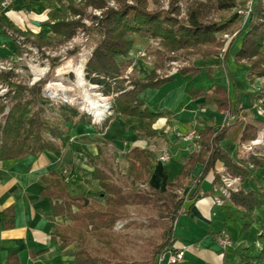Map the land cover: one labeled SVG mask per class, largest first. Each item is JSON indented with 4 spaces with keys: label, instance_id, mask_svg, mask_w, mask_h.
<instances>
[{
    "label": "trees",
    "instance_id": "1",
    "mask_svg": "<svg viewBox=\"0 0 264 264\" xmlns=\"http://www.w3.org/2000/svg\"><path fill=\"white\" fill-rule=\"evenodd\" d=\"M115 1L116 7H108L104 0H80L77 4L67 0V6H64L62 0H56L60 9L68 10L70 15H54L50 22L40 24V27L47 30L38 32L21 29L0 15V32L11 38L17 55L21 53L20 46L28 42L36 47L54 45L70 40L78 28L93 30L99 40L86 63L85 73L92 84L103 88L104 96H113L112 114L104 120L102 129L111 121L122 122L125 130L132 128L138 141L159 138L160 131L155 124L166 114L152 112L141 95L147 90L160 89L173 81L174 77L158 78L153 70L142 79L129 80L126 86L127 81L122 78V74L127 63L119 58L128 57L132 47L130 36L136 34L142 38L158 40L162 51L166 53L185 52L202 59L216 56L225 45V41L216 35L229 31L237 15L233 13L226 19L220 15L217 20L208 16L214 12L230 13L237 6L236 0L196 1L187 11L185 19L175 15L178 10L173 7L174 1L168 10L156 11L147 8V0ZM88 7L102 10L99 17H92L91 27H86L81 20L73 19L76 16L81 19ZM244 29L245 33L233 60L248 66L250 83L255 79L263 80L261 90L254 94L255 101L264 94V0L254 1ZM19 38L22 40L19 41ZM154 65L155 68L159 67L157 63ZM200 71V68L188 66L180 69L178 74L196 75ZM12 76V72L0 73V84L10 89L0 96V100L7 101L0 102V161H19L44 153H61L69 144L60 124H69L73 128L79 125L95 127L90 116L65 104L56 107L59 118L50 121L43 115L49 104L42 97L45 82L38 81L31 86L13 84L10 82ZM188 95L193 100L203 98L204 104L214 105L219 112L238 113L222 84L206 90L191 88ZM237 123L238 120L219 132L207 127L198 129L199 150L189 155L179 174L166 180L164 190L150 186H146L145 190L138 188V184L147 185L156 162L155 154L141 146L127 149L124 179L114 180L107 167H95L92 170L91 178L98 185L102 202L72 191V187L81 181L73 169L71 172L75 176L69 181L55 168L50 169L40 179L43 184L40 196L49 200L51 216L62 220L61 224L52 227L51 243L56 244L60 251L74 245L70 255L74 264H157L160 254L178 250L173 246L175 226L185 201H196L202 191L204 177L210 170L216 172L219 167H224L241 181L240 189L231 192L218 207L225 224L230 220L238 223L241 237L253 224L254 212L264 210V181L255 175L256 170L264 169V161L253 156L242 160L237 152L229 154L221 148L220 143ZM255 137V127L245 124L239 143ZM197 165L201 166L200 183L187 198L180 196L177 192L185 188L189 174ZM217 180L215 178L214 182ZM129 207L146 208L150 213L148 220L151 223L148 226L159 229L155 238L145 239L140 260L123 254L125 236L114 232L118 222L128 219ZM132 224L134 222H127L123 229ZM1 225L4 229L13 227L12 207L1 212ZM257 245L260 246L257 254L250 247H231L230 258L226 256L227 250L219 251L223 254L222 264H264V225L260 227Z\"/></svg>",
    "mask_w": 264,
    "mask_h": 264
},
{
    "label": "rangeland",
    "instance_id": "2",
    "mask_svg": "<svg viewBox=\"0 0 264 264\" xmlns=\"http://www.w3.org/2000/svg\"><path fill=\"white\" fill-rule=\"evenodd\" d=\"M62 1L64 6H67V0ZM73 1L77 4L80 0ZM104 1L108 7L117 6L115 0ZM172 1H174L173 7L178 10L177 14L175 15L180 19L186 18L187 11L194 2H206V0H147V8L151 11L168 10ZM245 1L246 0H236L237 6L233 11H231L232 13L214 12L208 16L210 19L217 20L218 16L220 15H222L223 18L225 17V19L230 17L233 13L237 15L236 21L229 31L221 32L216 35L217 38L223 39L225 41L224 48L222 51H219V54L216 56H210L216 57L220 61H223L224 56L230 49L225 62V67L228 68V70H231V50L239 47L242 36L245 33L244 28L247 19L241 13V11L245 8ZM11 7L12 6L9 8ZM101 12L102 10L88 7L86 8L81 19H79L78 16L73 17V19L81 20V22L86 27H91L93 23L92 17H99ZM56 14L70 15L68 10L60 9L59 5L57 4L55 9L51 11L49 18L46 19V21L42 24L50 22L51 18ZM42 30L46 31L47 28L40 27L39 31ZM48 34L53 36L50 33ZM137 37L142 38L135 34L134 38ZM142 39L147 40L145 44L141 45L137 50L132 49L131 47L127 58H119V60L127 63V67L124 69L122 74V78L127 81L125 84L126 86L128 85L129 80L142 79L147 75L144 74V77L142 76L141 78H138V76L141 74L136 73V71L140 72L138 65L135 66L132 64L135 60L141 59L144 62H152L153 69L151 71L155 70V74L158 76V78H165L179 75L178 71L180 69L188 66L194 67V64L196 65L197 62L200 63V61L197 60L202 59L198 55H190L189 53L185 52L166 53L162 51L158 40H152L148 38ZM21 40L22 38H19V41ZM98 40L99 36L93 30L84 31L82 28H78L74 37L63 43L36 47L28 42L27 44L20 46L22 47L21 53L17 55H10V57H0V62H2L4 66L3 69L0 68V73L12 72L13 76L10 82L13 84L31 86L35 82L44 81L45 83L42 87V97L47 100L49 104L45 107L43 115L52 122L59 118L56 112V107L58 105L64 104L74 107L78 110V112L85 113L91 117V123L94 124L95 127L79 125L76 128H73L69 124H60L61 130L66 132L65 135L67 136V142L69 145L56 156L57 160L55 164L58 172H61L62 169H73L77 176H79L81 181L72 187V191L75 194H81L91 200L102 202L101 197L99 196L100 191L98 185L96 181L91 178L92 170L95 167H107L114 180L122 179L127 167L126 161L124 159V154L127 149L133 145H140L142 147L149 148L150 144L149 141L147 143L145 140L142 142L135 140L134 136L132 135V128L125 131L123 125L120 122L111 121L106 128L102 129V123L112 114L111 102L113 96H104L102 93L103 88L96 84H92L85 73L86 63L90 59ZM3 41L9 43L10 47L12 44L14 45L11 38L1 34L0 43ZM9 52V49L7 48V51H5L3 55H8ZM155 63L159 65L158 68H155ZM200 72L196 75H189L186 79L193 85H196V88H207L213 83L216 85L223 83V81L226 80L224 74L225 72L223 73L221 68H219L218 71H215L214 73L208 71H204L202 73ZM246 79L247 82L242 79L239 86H237V92L239 93V104L245 110L237 109V115L233 113V111L228 112L232 115H226V119L224 120L222 127H218L213 130L215 132H219L224 127H230L231 124H233L236 120H238V122H245L246 124L254 126L256 129V137L254 139L244 143H238L237 145L235 138L238 131L234 130L229 135V137L224 140L222 146L225 150L230 152L237 150L238 155L242 160H247L249 156H253L258 160L264 161V94L260 95L255 99V101H253L254 94L261 90L263 80L259 79L261 85L257 89V92L251 95L249 90L246 88V85H255L254 81L256 79L250 83L248 80V72ZM79 80H82L81 84L83 86H78ZM8 90L10 89H8L6 85L0 84V96L6 94ZM98 98H103L104 101H102V103L106 104L107 106V112L105 114L106 116L100 121H96V119L89 113L88 110L90 108L89 105H91V102L97 101ZM259 99L262 101L257 102ZM230 101L232 106L237 105L236 96H233ZM0 102L7 103V101L4 100H0ZM243 127L241 126L242 129ZM256 141H259L260 143H256ZM154 153L155 155H158L159 152L154 150ZM171 159L173 160L174 158L171 157ZM223 173L233 176L227 172L224 167H222L219 172L210 170L204 177L205 179L209 175L211 183L210 187L212 206L214 208L220 207L215 205L213 198L215 195L220 194V175ZM255 175L259 178L261 177L264 181V169L256 170ZM215 178H218L216 182H214ZM192 179H194V176H192ZM199 183L198 176L193 182L187 183L190 185V189H182L177 193L180 196H185V198H187L192 194L195 186ZM240 184L241 181L239 178V186L237 191L240 189ZM137 186L141 190L146 189V185L138 184ZM214 188H216L218 192L214 191ZM201 192L202 195L206 194L203 191ZM200 193L199 198L201 197ZM224 200H226L225 197L223 198V202ZM253 216V224L246 232L242 234L241 237H239V225L235 220L228 221L227 225H225V229L228 232L227 234L231 236V238L229 237L231 241V247H233V242L240 241L239 248L250 247L251 251L254 254H257L260 250V246L257 245L258 234L260 232V227L264 225V210L259 209L255 211ZM149 217L150 213L146 208L129 207L128 219L120 221L115 225L114 232L123 234L125 236L123 241L126 243V246L122 249V252L126 256L136 260L142 259L145 239L155 238V235L159 232V229L150 228L148 226L151 223L148 220ZM57 220L58 222L56 224L62 223L61 218H58ZM181 220H179L175 230L177 240L178 238L180 239V236L181 239L186 237L185 228L182 226L185 220L182 218ZM127 222H134V224L130 225L127 229H123L124 224ZM64 251L69 256L72 255L74 251V245L69 246ZM220 252L218 255L222 259L223 254ZM230 252L231 249L228 248V258H230ZM179 262L177 264H179Z\"/></svg>",
    "mask_w": 264,
    "mask_h": 264
},
{
    "label": "crops",
    "instance_id": "3",
    "mask_svg": "<svg viewBox=\"0 0 264 264\" xmlns=\"http://www.w3.org/2000/svg\"><path fill=\"white\" fill-rule=\"evenodd\" d=\"M56 6V0H14L11 8H1L0 15L21 29L38 32L40 24L49 18L51 11ZM35 23L39 25L36 26ZM134 37L135 35L130 36L132 49L137 50L147 41ZM7 48L10 51L9 54L3 55ZM237 49L231 50V70L225 67L226 57L230 49L224 56L223 61L216 57H209L208 59L197 60L200 63L197 62L194 67L200 68V73L204 71L214 73L221 68L223 73L225 72L226 80L219 84L226 87L230 99L236 96V108L245 110L239 104L237 86H239L242 79L247 82L248 68L246 65L234 62L233 55ZM14 51L15 45L12 44L10 47L6 41L0 43V57H10V55L15 54ZM132 64L138 65V69H140V72L136 71L137 74H141L138 78L144 77V74H148L153 69L152 62H144L141 59L135 60ZM188 76H173L174 80L160 89L147 90L141 95V98L152 112H165L166 114L158 119L155 124L161 136L155 139H144L147 143L149 141L148 149L153 153L154 150L159 152L158 155H155L154 169L146 185L154 189L164 190L166 180L168 178L172 179L180 173L182 166L191 154L188 151L187 143L179 138V135L193 129L222 127L226 115H232L217 111L214 105L204 104L203 98L191 99L188 90L196 88V85L186 80ZM254 83L255 85H246L251 95L257 92L261 85L259 79H256ZM212 85L215 84L213 83L207 88L197 87L196 89L206 90ZM120 123L123 125L122 122ZM245 124V122H238L229 131L227 138L234 130L238 131L235 138L238 145L240 131L242 130L241 126L243 127ZM132 135L134 136L133 131ZM223 142L220 143L222 149H224ZM163 150L171 152L167 162L158 161V157ZM225 151L229 154L237 152V150H233V152ZM57 155L44 153L38 157H28L19 161H0V264H74L71 261V256L66 254L65 251H60L56 244L51 243L52 227L58 222V218L51 216L49 200L40 196L43 188L40 181L41 177L52 168L58 171L55 164ZM171 157L174 158V162ZM221 169L222 167L217 168L216 172ZM200 172L201 166L197 165L189 174L184 189H190V185L187 183L193 182ZM192 176H194V179H192ZM210 184L208 175L201 184L202 191L206 194L202 195L201 192V197L196 201H185L182 214L177 221L176 226L181 218L185 220L181 225L185 228L186 233V237L181 239L180 236L178 240L177 235L174 234L176 240L173 244L174 248L184 251L179 264H222V259L218 255L219 248L214 237L220 230L224 229L226 231L225 225L227 223L223 222L224 218L219 209L212 206V197L209 193L211 190ZM8 207L13 209L14 225L10 229H4L1 225V212ZM229 237L231 238L230 235ZM239 246L240 241L233 242V247Z\"/></svg>",
    "mask_w": 264,
    "mask_h": 264
},
{
    "label": "built area",
    "instance_id": "4",
    "mask_svg": "<svg viewBox=\"0 0 264 264\" xmlns=\"http://www.w3.org/2000/svg\"><path fill=\"white\" fill-rule=\"evenodd\" d=\"M255 0H246L245 1V8L241 11L242 15L245 16L246 19H248L253 4ZM14 0H2L0 2V7L2 9H7L10 6H12ZM0 68H4L2 62H0ZM262 101L261 99L257 100V102ZM178 137H181V139L187 143L188 151L190 153L194 151L199 150V134L197 130L193 129L188 131L185 134H181ZM256 143H260L259 141H256ZM254 144V143H253ZM170 158V153L167 150H164L161 155L158 157V161L160 162H167ZM66 181L72 180L74 178L73 172L68 169H62L60 172ZM220 182L221 185L219 186L220 194L215 195L213 198V202L216 206H221L223 203V198L226 199L229 197V194L231 192H235L238 189L239 186V178L230 176L226 173H223L220 175ZM214 191L218 192L216 188H214ZM223 197V198H222ZM215 242L221 252H225L228 248L231 247V241L229 238V235L225 230H220L216 236H215ZM182 250H176L174 252H165L158 256L157 258V264H177L182 259Z\"/></svg>",
    "mask_w": 264,
    "mask_h": 264
},
{
    "label": "bare ground",
    "instance_id": "5",
    "mask_svg": "<svg viewBox=\"0 0 264 264\" xmlns=\"http://www.w3.org/2000/svg\"><path fill=\"white\" fill-rule=\"evenodd\" d=\"M81 83L82 80H79L78 86H83ZM102 101H104L103 98H98L97 101L91 102V105H89V113L96 119V121H100L106 116L107 106L102 103Z\"/></svg>",
    "mask_w": 264,
    "mask_h": 264
},
{
    "label": "water",
    "instance_id": "6",
    "mask_svg": "<svg viewBox=\"0 0 264 264\" xmlns=\"http://www.w3.org/2000/svg\"><path fill=\"white\" fill-rule=\"evenodd\" d=\"M35 25L38 26L39 24L38 23H35ZM85 203H87V201Z\"/></svg>",
    "mask_w": 264,
    "mask_h": 264
}]
</instances>
